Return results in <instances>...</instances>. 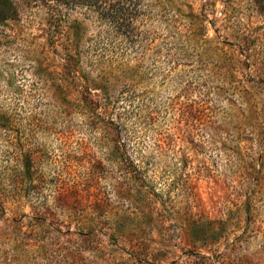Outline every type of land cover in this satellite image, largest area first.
<instances>
[{
	"label": "rangeland",
	"instance_id": "1",
	"mask_svg": "<svg viewBox=\"0 0 264 264\" xmlns=\"http://www.w3.org/2000/svg\"><path fill=\"white\" fill-rule=\"evenodd\" d=\"M0 264H264V0H0Z\"/></svg>",
	"mask_w": 264,
	"mask_h": 264
}]
</instances>
